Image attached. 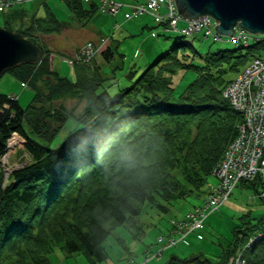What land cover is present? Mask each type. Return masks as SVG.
<instances>
[{"label":"trees","instance_id":"obj_1","mask_svg":"<svg viewBox=\"0 0 264 264\" xmlns=\"http://www.w3.org/2000/svg\"><path fill=\"white\" fill-rule=\"evenodd\" d=\"M63 2L82 25L96 8L94 3L86 5L81 0ZM49 17L18 31L43 53L40 63L6 72L19 82L24 83L32 72L36 81L39 73L45 75L48 70L47 53L36 39L60 31L63 23L55 14ZM183 38L177 36L155 63L116 96L106 89L97 93L106 80L101 73L93 83L80 79L90 80L87 73L79 74L83 69L86 72L87 66L76 67L74 80L58 75L64 94L83 96L88 102L81 130L59 148H51L44 134L40 143L25 130L36 93L27 107L0 94V156L6 139L18 132L26 140L24 152L30 157L28 163L10 172L0 192V264H45L43 257L58 245L68 254H82L87 264H103L108 257L103 241L114 227L134 223L144 202L167 213L173 200L199 194L242 120L223 96L226 84L220 82L227 70L235 72L233 68L239 69L250 55L264 49V42L219 50L211 54V64H188L199 74L185 93L174 97L172 81L165 75L187 65L182 60ZM243 49L245 53L234 56ZM234 58L237 62L232 63ZM162 64L171 66V71ZM58 89L52 88L50 99L57 97ZM58 118L64 120L59 113ZM48 124L42 127L49 130ZM250 184L257 193L264 188L259 176ZM262 219L239 226L218 262L198 255L179 259L180 264H223L238 243L244 245L246 237L264 230ZM108 220L113 223L107 229L104 222ZM240 233L244 237L239 238ZM244 258L247 264H264V236L245 249Z\"/></svg>","mask_w":264,"mask_h":264},{"label":"rangeland","instance_id":"obj_2","mask_svg":"<svg viewBox=\"0 0 264 264\" xmlns=\"http://www.w3.org/2000/svg\"><path fill=\"white\" fill-rule=\"evenodd\" d=\"M15 4L17 5L11 9L12 11L9 12V15L0 11V27L9 28L14 31H24L32 22L37 21V19L43 17V19H46V17L50 19L49 6L52 7L63 22H60L62 31L67 28V24L74 23L73 25L80 26L76 38L79 39V37L85 36L83 28H81L82 20L75 19L62 0H50L47 3L48 6L42 3L39 4V0H19ZM139 19V22L144 20L151 21L145 16L139 17ZM89 23L91 24L92 22ZM148 24L150 25L149 28H142L140 30L141 26H139L136 32L138 24L134 22V26L136 25V27L135 31L131 33L132 35L126 33L122 34L123 36H116V40L119 42L118 50L125 57L121 58L115 53L114 61L110 60L107 63L104 60L99 68L95 67V60L92 62V66L94 67L93 71L88 66L85 67L86 72L85 69L79 72L81 76L87 73L88 76H86L90 80L85 79V77L80 79L93 83L95 79L98 80L97 76L101 73L107 79L102 86H98L97 93H102L106 89L111 96L119 95L121 90L130 87L142 72L163 55L175 38L180 36L174 32H161L159 27H154L153 22ZM73 25L72 28L74 27ZM68 39H70V35L67 36ZM36 40L41 44L45 53H47L48 70L46 74L41 75L39 73L36 81H33L34 72H32V75H29L23 83L17 81L9 73H5L0 78V94L17 95L20 105L27 107L33 102L32 98L36 93L37 98H34L36 100L33 102L35 107L31 106L34 109L29 112L30 117L24 123L25 130L40 143H42L40 137L44 134L46 139L50 141L51 148H59L65 141L74 137L81 130V122L85 120L84 116L88 108V102L83 96L74 97L70 94H64L63 87L57 83V76L59 74L61 77L69 80H73L75 77L72 68L66 61L60 58L61 55H66V52L56 47L57 43L51 40L50 33H44ZM182 40L186 43L184 48L185 55L182 56V60L187 63L183 67L188 69H178L173 75L171 73L165 75L172 81V96L174 97L185 93L188 84L196 78L197 72L199 74V70L196 71L194 66H188V64L193 63L199 67L207 63L211 64L209 60L212 53H217L219 50H232L236 46L230 42L214 41L212 38H204L202 33L197 37H184ZM245 52V49L236 51L234 56L237 57ZM249 61L250 56L243 65H238L239 69L237 67L233 68L235 72L231 69L227 70L226 75H224L223 80L220 82L222 86L228 80L235 78L238 70L241 71ZM235 62H237V59H232V63ZM223 65L225 68H228L227 64L224 63ZM162 66L168 71L172 69L167 64H162ZM103 67H108L104 73H102ZM130 71L134 74L132 79L128 75ZM54 86L59 87L57 97L50 99L49 96ZM216 87L218 88V85ZM42 113L45 114L46 118L49 116V119L47 118L46 120L41 115ZM57 113L63 117V121L60 118L56 120ZM40 118L42 119L41 121ZM44 118L45 121L43 122ZM47 124L50 126L49 130L42 127ZM16 150L14 154L13 152L10 153L8 160H4V156L0 160V192L8 183V178L6 177L10 166L14 164L13 168H17L30 161L27 153L20 149ZM208 180L201 188L199 194L195 193L186 199L173 200V204L167 213L158 210L148 202H144L141 205L139 215L136 217L134 223L114 227L103 241L102 246L108 254L103 264H140L147 255L153 256L159 253L160 247L173 234L172 220H181L189 210L193 209V206L203 204V197L215 185V178L213 176H210ZM260 218H263V222L260 225L264 228V203L257 197L252 184H242L233 191L226 204L207 217L204 222V228L199 231L201 238L197 237V233L190 234L185 241L180 240L176 245L170 246L163 251L160 258H153L147 264H180L179 259L185 260L197 257L198 255L211 262H218L222 259L223 252L229 247L235 230L244 224V222L251 221V223H257ZM112 223L109 220L105 221L104 227L108 229ZM161 237L164 238L162 243L158 242L161 240ZM48 253L46 257H43L45 264H87L82 254H68L59 245L54 246V248L52 247ZM4 255L10 256L9 253H5ZM131 259L134 261L132 260V262Z\"/></svg>","mask_w":264,"mask_h":264},{"label":"built area","instance_id":"obj_3","mask_svg":"<svg viewBox=\"0 0 264 264\" xmlns=\"http://www.w3.org/2000/svg\"><path fill=\"white\" fill-rule=\"evenodd\" d=\"M19 0H0V11L6 13ZM95 1L99 4L102 13L109 15L118 14L125 6L129 10L125 12L126 19L143 13L151 14L156 21H168L172 30L191 35L203 31L206 36L214 40H223L214 28L216 22L209 16L189 20L177 14L175 0H147L145 3L125 5L112 0H86ZM165 7L164 13L160 12V6ZM183 22L184 27L179 24ZM253 39H264L261 35H252L242 30H236L235 34L227 41L238 44H247ZM94 46L87 43L78 52L74 62H88L94 54ZM224 95L229 99L232 107L242 114V122L238 125V133L233 142L226 149L222 160L213 170V176L217 179V185L212 188L204 201V204L189 213L185 220L178 225L180 238L194 229H199L208 213L218 209L229 196L231 191L242 180H251L259 175L264 181V57H256L245 70L231 82ZM23 144V139L14 132L7 139L9 152ZM264 200V193H261ZM264 233L259 234V236ZM256 237L250 238L245 246L235 248L225 264H246L242 258L245 247L254 243ZM176 242L170 238L167 245ZM147 261V260H146ZM146 261L141 264H146Z\"/></svg>","mask_w":264,"mask_h":264},{"label":"water","instance_id":"obj_4","mask_svg":"<svg viewBox=\"0 0 264 264\" xmlns=\"http://www.w3.org/2000/svg\"><path fill=\"white\" fill-rule=\"evenodd\" d=\"M177 14L189 20L209 16L215 30L232 36L235 27L250 34L264 35V0H175ZM41 48L21 33L0 27V78L23 64L42 60Z\"/></svg>","mask_w":264,"mask_h":264},{"label":"crops","instance_id":"obj_5","mask_svg":"<svg viewBox=\"0 0 264 264\" xmlns=\"http://www.w3.org/2000/svg\"><path fill=\"white\" fill-rule=\"evenodd\" d=\"M115 1L133 4V3H141V2H144L145 0H115ZM41 3L42 1L39 0V4ZM48 10H50L51 14H55V16L58 19H60L58 15L56 14V12L52 9V7L48 6ZM144 16L149 18L151 21L149 22V21L144 20V21L139 22L140 20L139 17H144ZM139 17L126 21L124 20L122 14H119L116 17H110V16L102 15L98 11H96L90 17L91 20L89 22H92V23L90 24L88 22L86 23V25L84 24L81 27L83 28V32L85 36L79 37V39H77L76 37L78 35V32H79L78 30L80 26L78 27L76 24L73 25L74 23H72V24H67L66 25L67 28L63 31L60 30L58 32L51 33L50 38L51 40H54V43H57L56 47L63 49L66 52V55H70V56L73 53H75V51L78 49L79 46H81L82 43H85L86 41L95 42L97 45V50H98L96 57L97 55L100 57V58L98 57V59H96L95 57V60H96L95 67H101V64H103L102 62H104V60L107 61L105 56L102 54L105 49H110L112 53L108 61L115 60V53L121 58L125 57V55L120 53L118 50L119 42L116 40V36H120L126 33H129L130 35H132L131 33L135 31V27H136V25L134 26V22L138 24L136 27L137 29L136 32L138 31L139 26H141L140 30H142V28H149L150 25L148 23H151V22H153V24L155 25L154 27H157V24L153 21V18L150 15L144 14ZM134 19L136 20L134 21ZM116 24L119 25V27H116ZM72 25L74 26L73 28H72ZM68 35H70V39L67 40ZM107 68L108 67H103L102 73H104V71Z\"/></svg>","mask_w":264,"mask_h":264}]
</instances>
